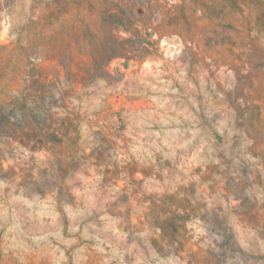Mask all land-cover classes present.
<instances>
[{
	"label": "rangeland",
	"instance_id": "1",
	"mask_svg": "<svg viewBox=\"0 0 264 264\" xmlns=\"http://www.w3.org/2000/svg\"><path fill=\"white\" fill-rule=\"evenodd\" d=\"M0 264H264V0H0Z\"/></svg>",
	"mask_w": 264,
	"mask_h": 264
}]
</instances>
